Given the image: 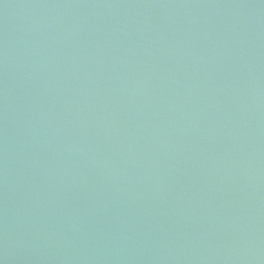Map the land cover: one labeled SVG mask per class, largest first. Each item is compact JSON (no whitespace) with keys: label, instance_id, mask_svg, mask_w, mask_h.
I'll use <instances>...</instances> for the list:
<instances>
[{"label":"water","instance_id":"water-1","mask_svg":"<svg viewBox=\"0 0 264 264\" xmlns=\"http://www.w3.org/2000/svg\"><path fill=\"white\" fill-rule=\"evenodd\" d=\"M0 264H264V0H0Z\"/></svg>","mask_w":264,"mask_h":264}]
</instances>
